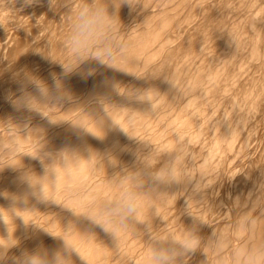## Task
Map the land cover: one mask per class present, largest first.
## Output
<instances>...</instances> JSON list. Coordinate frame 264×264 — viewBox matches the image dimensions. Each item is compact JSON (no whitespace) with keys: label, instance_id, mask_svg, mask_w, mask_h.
Masks as SVG:
<instances>
[{"label":"bare ground","instance_id":"bare-ground-1","mask_svg":"<svg viewBox=\"0 0 264 264\" xmlns=\"http://www.w3.org/2000/svg\"><path fill=\"white\" fill-rule=\"evenodd\" d=\"M38 3L41 7L37 6V9L40 8L38 13L42 16L44 15V17L41 18L40 15L39 18L38 16V18L41 19L39 20V24L36 22L38 26L33 21V25L36 26L33 28H27L21 34H19V32L18 38L15 36V33L17 35V31H20L19 24L17 26L16 24H13V22H21L22 12L13 13L12 11L15 8L18 9L20 6L23 7L24 2L23 0H15L14 4H9V0H0V10H2L0 16L2 13L4 16L5 12L3 11L7 12V16L2 20L3 25L7 26L11 23L13 24H11L12 26L6 27L7 32H9V27H14V25L16 28L18 27L17 31H14V33L12 30L15 28L10 30L15 37L9 39L4 45H0V49L7 50L2 54L0 53V58L4 56L2 60L3 63L0 62V126L2 128V124L3 126L4 124L7 125L8 122L5 120L11 118L14 124L20 126L27 124L31 129H43L42 133H37L36 136H29L26 139H22L17 134V129L14 126L11 131L7 130V127L3 130L0 129V156H7L11 151V153H13V155L11 154V157L9 155L8 157L10 158L7 159L1 156L4 160H0V166L8 163H18V156L17 153H15L18 150L15 147V142L23 143L24 150L26 151H34L35 147L39 146L38 140L41 142H47L46 150L48 151H55L64 146L77 148L83 154H86L84 150L87 146H91L100 153L111 151L119 159L121 165L116 167L107 166L106 160L103 161V164L105 165L104 167H101L100 165L91 167L85 162H80L78 165L70 162L67 172H60L58 187L61 190L66 189V191H58L56 199L64 201L78 211H83L94 202L91 200V190L95 194L94 197L97 196L96 193L98 194L95 202L115 195L116 189L110 180L114 177L124 176L125 168L135 170V152L140 151L142 154H147L153 146L160 151H165L173 149L180 142H183V144L189 143L190 145L188 144L187 146L190 148V146H193V143L192 145L190 143L193 137L194 140L201 136L203 138L207 136L206 134L208 131V133H210L204 138L203 145L201 144L200 148L194 143L197 148H195V146L192 152L189 151L191 153L190 157L195 161V158L199 157L198 153L203 150L202 147H206L207 150L209 149L211 157L216 161L214 168L211 169L210 167L209 169L211 170L210 178H217V183L215 185L218 190H223L226 186L228 187L227 189L232 187L228 192L233 191L234 199L229 193H227L226 189L222 191L226 192L227 195L229 194L232 199L229 201L230 197L227 196V198H229L227 200L231 205L228 202H225V204L228 203L230 208L233 204L234 208V202L238 197L241 204H244L247 198L245 196L247 190H250L253 187H258L257 185L260 186L261 184H264V0H141V5H138L135 10H131L126 5L122 6L119 11V17L122 22V28L119 29V36L120 39L126 43L127 47L123 52L124 58L121 61V66L126 67L129 71L135 72L138 76L123 71L100 67L95 61L86 62L84 65H81V68L76 73L71 74L64 80L65 86L73 94L74 100L64 101L59 104L49 102V106L58 108L51 110L56 113L53 117L54 119H71L74 122L83 124L90 131L100 135L102 133L97 128V123L101 131L104 132L102 139H97L83 130H74L68 123L53 126L49 125L46 119L39 120L40 118H37L39 120L37 121L35 120L37 116L34 115L36 113L16 111L6 100L9 91L15 93L17 96L20 95L18 90L19 85L14 76L16 73H20L21 69H29L34 74L47 81L49 85L52 84L50 73H61L62 70L59 64L51 63L35 51L43 52L45 55H50L59 60H64L68 55L64 46V41L69 30L70 9L78 7L81 0H56V7L54 10L50 8L48 0H39ZM24 8H27L28 10L29 7L25 6ZM33 8L34 7H32V9ZM37 9L33 11L35 12ZM27 10L25 13L30 12L29 10V12H27ZM10 11L11 13L8 14ZM110 11H112L111 7ZM30 14H32V12ZM28 16L30 15L28 14ZM35 16H37V14ZM25 19L23 24L26 22ZM28 20H30V18ZM30 23L31 22L28 23L29 26ZM21 27L23 28L24 26H20V28ZM6 28L4 30H6ZM222 31H228L235 34L237 40V50L235 52L227 42V35L220 34ZM10 37L13 36H7V38ZM37 37H39L41 41L34 43L33 40L35 38L39 40ZM0 40H2V37ZM0 42L2 43L3 41ZM3 50L0 51L3 52ZM256 55L258 56V60L254 58ZM222 56L225 61L223 59L222 61L224 62H219V59H221L220 57ZM253 58L255 61H259L260 59L259 63L253 62ZM43 61H45L47 65H45ZM249 61H252L250 62L252 64L257 63V65L250 64L249 66L251 67L248 68L246 66ZM41 62L46 67L42 66L43 69L38 72V69L36 70V68ZM88 67L95 68L96 74L91 77L82 78L80 72L85 71ZM245 67L246 69L248 68L247 71L250 74H245L246 76L243 79L241 74L243 72L242 69ZM231 80H234L233 84L231 83ZM204 81H206L204 84H210V88H207V86L205 87L208 90L205 92L203 91L204 85L202 86L201 84ZM170 82H172L175 87H173ZM220 83H225L223 87H226V89L229 87V91L226 90V92H230L229 95L227 94L224 96V88H221L222 85L221 87L219 86ZM148 88H155L159 91V93L151 94L155 111L152 110L149 101H140L136 98L139 93ZM28 91L34 93V88L29 85ZM249 98H251V103H253L250 107L246 104L244 105L245 102L249 103ZM41 102L43 103L44 101L41 100ZM222 102L225 104V107L223 106V111L220 110ZM241 102H243L242 105H244V107H242L244 109L238 114L236 120L232 122V125L234 122L235 124L231 126L229 125L231 122H228L229 126L226 124L227 126L224 125L226 128H222L223 123L225 122L224 117H228L230 114L233 115V113L237 111L236 109L241 107L239 106ZM195 106H200L199 111L197 107V112H194V109L192 110V107ZM221 111L222 113L218 114ZM251 111H254V114H252L253 112L250 113ZM32 116H35V119L32 118ZM223 118L224 122H222ZM249 118H253V123H251ZM246 120H249L251 124L249 125L245 123L249 128H246V132L247 129L248 132H245L246 134L243 133L245 135L241 138L242 141H239L241 146H244L246 152L243 153L246 155H244L245 158L242 159L245 160L246 156L252 158H249L248 160L246 159L247 161L250 160L249 163L247 162L248 164L243 160L242 162H239L237 166L233 165V167L231 164H226L231 158H229V155L232 156L234 154L229 153L236 149L235 143V149L229 147V143L232 142L230 141L232 139L231 135L236 131L233 129L234 126L239 122H246ZM114 121L129 131L131 135L137 136L141 140L150 144L130 140L119 130L118 125H116ZM239 127L238 130L240 129ZM236 138H238V134ZM253 138L256 142V139L260 140L262 145L260 148H258V144L255 142L253 143L255 146H253ZM236 150L239 151V155L242 154L240 152L242 149L240 150L238 147ZM236 153L237 151L235 154ZM235 154L233 157H235V160H238L240 157L237 159V154ZM226 156L228 157V160ZM208 162L209 161H207V163ZM23 164L26 169L30 168L36 173H41L42 171L40 162L31 159L30 157H23ZM212 164H214V162ZM221 164L222 166L224 164L226 167L223 166L224 168L222 170L220 169V172L217 175L216 172L218 173V168L216 167ZM18 176L19 172L14 171L11 168H5L3 171H0V208L9 211L13 223L16 226L15 236L20 240V245L10 250L8 254L9 259L6 261V264H12L11 257L20 256L24 250L32 251L41 246L48 250H53L60 247L62 244V241L54 239L35 225L25 227L21 219L14 215V212L18 215H23L26 220L31 221L40 227L46 228L49 231L67 235V238L72 240L79 249L82 247L84 248V246L87 247V244L91 242V238L81 237L74 232L63 233L62 228H67L72 223H75L81 231L91 229L96 233L99 228L92 226L90 222L83 217H76L70 210L63 206L51 202H38L31 195L30 190L18 180ZM172 187V190L169 188L168 191L178 193L176 205L173 206V204L169 203L168 205L160 206L159 211L166 221L167 219L174 222L179 221V226L175 227L177 228L175 231L179 232L183 225H190L192 221L187 215H181L187 193H184L180 186H176L177 189L175 188V190H173ZM88 189L91 190L89 191ZM213 189L210 190L211 193ZM254 190L256 191V189ZM7 193L15 194L19 199L13 201L10 195L7 196ZM257 194L255 193V195ZM210 195L211 194L209 193V196L207 197L206 195L204 199L209 198ZM225 196H223V198ZM216 199L217 198H215V200ZM212 200L214 202V199ZM224 201H226V199H224ZM224 201L222 199V202ZM200 202H204L205 205L207 204V201ZM223 207L226 208V205ZM19 209L26 211L21 212ZM173 210L174 213L175 210H177V212L171 215V211ZM192 210L195 212L194 209ZM237 210V214L234 211L232 212V214H236L234 215V219H237L240 212L244 209L237 208ZM198 215H200V213ZM4 219L5 221L9 220L8 213L4 214ZM215 219L216 221L220 220H217V217H215ZM222 220L219 222L221 223ZM225 222L226 221H224V224ZM229 222H227L226 225H229ZM235 222L236 220L234 222L231 220V223L234 224ZM214 223L215 225L217 224L216 222ZM153 224L154 223H152V225ZM174 224L175 223H173V225ZM157 225L156 228L154 227L155 229H157ZM173 225L170 224L169 226L173 227ZM217 225L216 228H218ZM130 226L133 230L142 227V225L138 224ZM232 226L233 225L231 224V227ZM129 230L130 229L127 231ZM138 232L139 235L145 233L142 231L141 233L140 231ZM7 234V226L5 223L0 222V236L7 237ZM98 234L99 233H97V237L101 240L102 237ZM101 234L102 232H100V235ZM124 235L126 234L124 233ZM143 235L144 234H142V236ZM262 236H264V231L257 234V239ZM135 237L137 238V236ZM207 237L208 236L206 235V238ZM144 238L147 240L146 237ZM144 238L141 237V239ZM124 240H127L126 237ZM124 240L123 244H125ZM102 242L103 241H101V243ZM139 242L138 244H140ZM105 243L106 242L103 244ZM94 245H96V243ZM136 245L137 244H135L134 250L137 247ZM108 246H110V244ZM120 246H118L119 249H121ZM123 246L124 245H122V247ZM83 248L82 251L86 252L85 250L87 248L84 250ZM113 248L114 247H112V249ZM131 248L132 247H129V249ZM144 248L145 247L143 246V249ZM127 249L128 248H126L125 251H127ZM101 250L102 249L99 251ZM138 250L137 251L140 252V249ZM102 251L100 253H103ZM95 252H93V254H95ZM116 252L114 251V253ZM110 253L114 254L111 251ZM199 253L202 254L201 252ZM136 255H134V257ZM95 256L97 258V254H95ZM199 256L201 255H198V257ZM73 257L75 258L76 256ZM112 257L115 256L111 255V258ZM136 259L138 260L139 258ZM193 259L196 258L192 257V260ZM209 259L211 260V258ZM112 260L111 262H113ZM181 260L178 261L181 263L183 262L184 264L185 260ZM198 260L197 263L200 264V260ZM216 260L217 259H215V261ZM215 263H219V261L217 260L214 263L211 261L210 264ZM125 264L127 263L125 262ZM190 264H192V261Z\"/></svg>","mask_w":264,"mask_h":264},{"label":"clouds","instance_id":"clouds-1","mask_svg":"<svg viewBox=\"0 0 264 264\" xmlns=\"http://www.w3.org/2000/svg\"><path fill=\"white\" fill-rule=\"evenodd\" d=\"M23 2L24 6H32L39 0H23ZM48 2L50 8L54 10L56 0H48ZM14 3L15 0H9V4ZM125 5L131 10H135L138 5H141V0H81L78 7L70 9L69 30L64 41L68 53L66 58L59 60L45 55L43 52L35 51L51 63L59 64L61 73H50L52 84L49 85L47 81L29 69H21L20 73H16L14 76L19 85L20 95L17 96L9 91L6 96V100L13 109L36 113L42 119H46L49 125L68 123L74 130H83L97 139H102L104 132L96 122L97 128L102 133L100 135L71 119H54L56 113L51 110L58 108L49 106V102L59 104L74 100V96L66 88L64 80L76 73L86 62L95 61L100 67L137 75L121 66V61L124 58L123 52L127 45L119 36V29L122 28L119 11ZM110 7L112 11H110ZM0 26L4 27L2 23ZM220 34L227 35V42L235 52L237 50L235 34L228 31H222ZM95 74L96 69L93 67H88L85 71L80 72L82 78ZM170 83L175 87L172 82ZM29 85L34 88V93L28 91ZM152 93H159V91L155 88H148L139 93L136 98L140 101H149L152 110L155 111L151 98ZM41 100L44 102L42 103ZM5 121L8 122V130L11 131L14 126L22 139L43 132V129H31L27 124L24 126L14 124L11 118ZM115 124L130 140L150 144L131 135L120 124L116 122ZM38 143L39 146L35 147L34 151H26L23 143L15 142V147L18 150V163L3 164L0 166V171L11 168L19 172L18 180L30 190L31 195L38 202H51L63 206L76 217L87 219L92 226L98 227L108 234L115 247L119 246L122 233L130 225H144L145 232L149 237L144 258L145 264H178V260L181 258L186 261L197 252L204 253L208 261L210 255L215 257L220 261V264H264V236L257 239V234L264 231V184L259 186L258 194L254 200L252 193L248 194L244 204H241L239 197L236 199L234 206L244 210L238 215L233 229L228 231L214 229L211 236L205 241L201 235V228L203 226L212 227V225L204 216L198 215L192 210L191 202L210 187V172L206 167L198 166L191 159L185 152L183 142L178 143L173 149L165 151H160L152 145L153 147L147 154H142L140 151L135 152V170L125 168L124 176L114 177L110 180L116 189L115 195L98 200L83 211H78L64 201L56 199L58 191H66V189L61 190L58 187L60 172H67L70 162L77 165L80 162H85L91 167L97 165L104 167V160L107 161V166L111 167L119 166L121 162L111 151L100 153L91 146H87L84 150L86 154H83L79 149L70 146L48 151L46 150V141L38 140ZM25 156L40 162L41 173L25 168L23 164ZM172 186H180L183 192L187 193L181 215H187L192 222L190 225H183L179 232L167 229L162 233L153 228L152 222L154 218H159L164 225L167 224L166 219L160 214L159 208L169 203L173 206L176 205L178 193L168 191ZM9 195L13 201L19 199L15 194L7 196ZM5 213H8V221L4 219ZM14 215L21 219L25 227L35 225L54 239L62 241V244L53 250H48L43 246L32 251L24 250L20 256L11 257L12 264H74L73 256L78 257L84 264H88L80 249L67 238V235L40 227L16 212ZM0 222L7 226V237L0 236V264H6L10 250L18 247L20 240L15 236L16 226L8 210L0 208ZM62 230L63 233L74 232L81 237L97 240L94 231L91 229L81 231L75 223L70 224L67 228H62Z\"/></svg>","mask_w":264,"mask_h":264},{"label":"rangeland","instance_id":"rangeland-1","mask_svg":"<svg viewBox=\"0 0 264 264\" xmlns=\"http://www.w3.org/2000/svg\"><path fill=\"white\" fill-rule=\"evenodd\" d=\"M33 5H34V6H32V7H34L33 9H32L31 6H28V7H29L28 10H29L30 12L27 10V8H24L25 6H23V7L20 6L18 9L15 8V9H14L15 11H12L13 13H14V12H15V13H16V12H20V11L22 12V13L20 12V13H21V16H22V18H21V20H20V21H21V22H20L21 24H20L19 22H17V23H16V22H13V24H16L17 26H18V24H19V30H20V31H17L18 27L16 28V26L14 25V27H11V28L9 27L10 29L8 28V31H9L10 33L7 32V28H6V27H7V26H12V25H13L12 23H11L12 25L10 24V25L4 26V27L6 28V30H4L5 28H4L3 26H0V36L2 37V40H0V41H3L2 43L0 42V45H4L6 42L9 41V39L14 38L15 36H17V37L19 38L18 33H19V32H20L19 34L23 33V31L26 30L27 28H33V27H35L36 25L38 26V24H39V20H41V19H39L41 14L38 13V10H39L41 7H40V4H39V3H38V5H37V3H36V4H33ZM37 6L40 7V8L37 9ZM26 7H27V6H26ZM30 7H31V8H30ZM35 7H36V9H37V11H35L36 14H37V16H35L36 14H35V12L33 11V10H36ZM20 8H21V9L23 8V9L21 10ZM19 9H20V10H19ZM16 10H17V11H16ZM26 10H27V12H29V13H25ZM31 10H32V11H31ZM39 11H40V10H39ZM1 12H2V10H0V13H1ZM3 12H5V13H4V16L2 15L3 13L1 14V16H0V23H2L3 18H5V16H7V12H6V11H3ZM31 12H32V14H30ZM9 13H11V11L8 12V14H9ZM24 13H25V14H24ZM22 14H23V15H22ZM28 14H29L30 16H28ZM32 15H33V16H32ZM38 16H39V18H38ZM23 17H24V19L26 18V19H25V21H26L25 23H26V24H25V23L23 24V21H24ZM34 17H35V18H38V19H35ZM43 17H44V15H43V16L41 15V18H43ZM29 18H30V20H28ZM37 20H38V21H37ZM27 21L31 22V23H30V26L28 25L29 22H27ZM33 21L35 22L36 25H33V23H34ZM36 22H37L38 24H37ZM2 24H3V23H2ZM31 24H32L33 26H32ZM48 25H49V24H48ZM20 26H24V27H23V28H22V27L20 28ZM3 28H4V29H3ZM13 28H15V29L12 30ZM10 30H12L13 33H14V31H17V35H16V33H15V36H14L13 33H12ZM32 30H33V29H32ZM5 31L7 32V35H6V32H5ZM9 34L12 35L13 37L7 38V36H8V37L10 36ZM1 37H0V39H1ZM39 37H40V36H39ZM39 37H37L39 40H37V39L35 38V39L33 40V42H34V43H35V42L38 43V41H41V39H40ZM35 40H36V41H35ZM10 41H11V40H10ZM244 49H245V48H244ZM0 50L2 51L3 49H0ZM1 51H0V53L2 54V53H4V52H6L7 50H3V52H1ZM2 56H3V55H2ZM256 56H257V55H256ZM256 56H255L254 58L258 60V56H257V58H256ZM0 57H1V55H0ZM3 57H4V56H3ZM3 57L0 58V59H1L0 62H2V63H3V61H2V60H3ZM220 58H221V59H219V62H221V61L224 59L223 56L220 57ZM254 58H253V59H254ZM217 59H218V58H217ZM253 59H252V61H253ZM255 59H254L253 62H258V63H259L260 59H259V61H255ZM224 61H225V59H224ZM224 61H222V62H224ZM252 61H249V63L247 64L246 67L250 68V67H251V66H249L250 64H251V65H254V64L257 65V63H253V64L250 63V62H252ZM43 63H45V65H47V63H46L45 61H43ZM43 63L41 62V63L37 66L36 70L38 69V70H37L38 72H39L40 70L43 69L42 66H45V65H43ZM41 64H42V65H41ZM224 64H225V63H224ZM237 64H238V63H237ZM237 64H236V66H237ZM40 66H41V67H40ZM224 66H225V65H224ZM45 67H46V66H45ZM45 67H44V68H45ZM246 67L242 69L243 72H242L241 75H242V78H243V79L245 78L246 75H249V74H250V73H248V71H247L248 68L246 69ZM39 68H41V69H39ZM244 70H245V71H244ZM245 72H246V73H245ZM243 73H244V75H243ZM245 74H246V75H245ZM243 76H244V77H243ZM240 79H241V78H240ZM231 81H232L231 83L233 84L234 80H231ZM205 82H206V81H204L203 83H201L202 86L204 85V87H203V91H204V92H205V91H208V90H207L208 87L210 88V84H209V85H208V83L204 84ZM224 84H225V83H222V84L220 83L219 86L221 87V85H222L221 88H224V89H223V91L225 92V93H224V96H226L227 94L229 95L230 92H226V90L229 91V90H228L229 87H227V89H226V87H223ZM211 85H212V84H211ZM202 86H201V88H202ZM206 86H207V88H205ZM203 91H202V92H203ZM203 94H204V93H203ZM249 100H250V101H249ZM248 102H249V103L245 102L244 105L246 104L248 107H250V105L253 104V103H251V98L248 99ZM223 104H224V102H222V104H221V105H222V106H221V109L219 108V109L222 110V111H223V108L225 107V104H224V105H223ZM242 104H243V102H241V104L239 105V106H241V107H238V109H236L238 112L235 111V113H233V115L235 116V119H234V116L231 115V114H230L231 116L229 115L228 117H226V116L224 117V118H225V122H224V118H223V121H222V122H224L225 124L223 123V127H222V128H226L224 125H226V124L228 125V122H229V123L231 122V123L229 124V125H231V126H233V125L235 124V122H234L233 125H232V122L236 120V117H238V114L241 113L242 110L244 109V108H243L244 105H242ZM248 104H249V105H248ZM223 106H224V107H223ZM242 106H243V107H242ZM196 107L198 108V111H199L200 106H195V107H192V110L194 109V112H197V108H196ZM241 108H242V109H241ZM240 110H241V111H240ZM222 111H221L220 113H218V114H221ZM252 112H253V113H252ZM250 113L254 114V111H251ZM252 114H250V115H252ZM34 115L37 116L36 119L34 118L35 116H32V118H34L35 120H37V121L42 120V118L39 117L38 114H34ZM215 117H216V116H215ZM232 117H233V120H232ZM37 118H38V119L40 118V119L38 120ZM18 120H20V119H18ZM226 120H227V123H226ZM249 120L251 121V123H253V121H254L253 118H252V119L249 118ZM249 120H248V121L246 120V122L242 121V122L237 123V124L234 126V128H233V127H230V128H233V129L236 130V131H235V133H234L233 135H231V136H232V137H231L232 139L229 137V138L231 139L230 141H232L231 143H229V145H230L229 147L235 149L234 147H235V144H236V149H237L238 147L240 148V150L242 149V150L240 151L242 154H240V155H241V156H240L239 153H238V152H239L238 150H236V149H235V151L232 150L231 153H229V154H233V153L235 154V152L237 151V153H236L237 155L235 154V155H236V158L238 159V158L240 157L239 159H240L241 161H240L239 159H238V160H235V159H234L235 157H233L234 154H233L232 156L229 155V158L231 157L230 160H228V157L226 156V158H227V160H228V162H226V164H228V165L231 164L232 166H233V165H234V166H237L239 162H242V161L244 160V159H242V158H245L244 155H246V154H243V153H246V152H245V148H244V146H241L240 141H242L241 138H242V137L248 132V129H249V128H248V126H247L245 123H247V124L250 125L251 123H250ZM240 123H241V125H240ZM238 124H239V126H241V127H239ZM244 124H245L247 127H246ZM5 125H6V124H4V126H3V124H2V128H1V126H0V129L3 130L4 128L6 129V127H7V130H8L9 125H8V124H7L8 126H7V125L5 126ZM227 125H226V126H227ZM229 125H228V126H229ZM243 125H244V126H243ZM238 127L240 128L239 130H238ZM242 127H244V128H242ZM246 128H248V129H247V132H246ZM243 130H244V131H243ZM210 131H211V129H210ZM237 131H238L240 134H239ZM242 131H243V132H242ZM245 132H246V133H245ZM209 133H210V132H209ZM209 133H208V131H207V134H206V135L208 136ZM243 133H245V134H243ZM237 134H238V138H239V139L236 138V137H237ZM207 136H205V137H203V138H202V136H201L200 138H198V139H196V140H194V137H193V138L191 139L192 142L190 141L191 145H192V143H193V146H190V148H189V146H187L189 143H188V144H184V147L186 146V151H185V152L188 153V155L190 156V154H191L190 152H192V151L194 150V147L196 146V144H197V146L200 148V147H201V144L203 145V140H204V138H206ZM234 136H235V138H234ZM239 136H240V137H239ZM201 138H202V139H201ZM233 138L235 139V141H234ZM199 139H201L202 141L199 140ZM198 140H199V141H198ZM239 140H240V141H239ZM256 140H257V142H256V141L254 140V138H253V142H252V144L255 142L256 144H258V148H260V147L262 146V145H261V142H260L259 139H256ZM230 141H229V142H230ZM258 141H259V142H258ZM198 142H199V143H198ZM201 142H202V143H201ZM194 143H196V144H194ZM234 143H235V144H234ZM238 143H239V144H238ZM259 143H260V146H259ZM199 144H200V145H199ZM231 144H232V145H231ZM233 144H234V145H233ZM189 145H190V144H189ZM237 145H238V146H237ZM197 146H196L195 148H197ZM253 146H255V145L253 144ZM205 148H206V147H205ZM205 148L202 147V149H203L204 151L201 150V152L198 153L199 157H196V158H198V159L195 158V162L197 163L198 166H204V167L207 166L206 168L208 169L209 172H211V170H209V169H210V167H211V169L214 168L216 161H215V159H214L213 157H211V153H210L209 149L207 150V148H206V149H205ZM243 148H244V149H243ZM188 149H189V150H188ZM14 151H15V150H14ZM187 151H188V152H187ZM189 151H190V152H189ZM202 151H203V152H202ZM206 151H207V152H206ZM233 151H234V152H233ZM243 151H244V152H243ZM11 152H12V151H11ZM11 152H9V154H7V156L5 155L6 157H5L4 155H1V156H3L5 159L10 158V157L13 155V153H11ZM205 152H206V153H205ZM15 153H17V152H15ZM202 153H203V154H202ZM207 153H208V154H207ZM11 154H12V155H11ZM205 154H206V155H205ZM9 155H10V157H8ZM198 155H197V156H198ZM200 155H201V157H200ZM238 155H239V156H238ZM1 156H0V160L2 159L1 161H3L4 158L1 157ZM206 156H207V157H206ZM208 156H209V157H208ZM203 157H204V159H203ZM247 157H248V158H247ZM201 158H202V159H201ZM249 158L251 159L252 157L246 156V159H247V160H248ZM246 159H245L244 161H246V163H247V162L249 163L250 160L247 161ZM196 160H197V161H196ZM201 160H202V161H201ZM207 161H209V162L207 163ZM211 161H212V163L214 162V164H212ZM235 161H237V162H235ZM198 162H201V163H198ZM235 163H236V165H235ZM248 163H247V164H248ZM199 164H200V165H199ZM209 164H210V165H213V166H210ZM223 166L226 167L224 164H223ZM223 166H222V164H221L220 166L217 165V167H216V168H218V170H217L218 173L216 172L217 175L219 174L220 169L222 170V169L224 168ZM234 166H233V167H234ZM219 167H220V168H219ZM230 167H231V166H230ZM213 178H214V179H213ZM213 178H210V180H212V181H211V184H210L211 187H208V188H210V189L207 188L208 190L206 189V190L204 191L205 193L203 192V193L201 194L200 198L198 197L199 200H198V198H196V199H194V200L192 201V203H191L192 209H194L195 212H196L197 214L200 213V215H202V216L204 215V217H205L206 219H209V220H208L209 224L212 225V228H210V226H203V227L201 228V235L204 237V239H205L206 241H207L208 237H210L211 234H212L211 230L213 231L214 229H216V230H218V231H220V230H221V231H228V230L233 229L232 227L235 225V223H234V224L231 223V220L234 222V221L236 220V218L234 219V215H236V214L238 213L237 207L234 206V208H233V204H232V207L230 208V205H231V204H230L229 201L232 200L231 197L234 199V195H233V193H232L233 191H230V192H228V191H229V189L232 188V187H229V189H227L228 187H227L226 185H225L226 187H224V189H226L227 193L230 194V196H231V197H230L229 194L227 195L226 192H222L224 189H223V190H218V188H217L216 185H215V184L217 183V181H216L217 178H215V177H213ZM214 182H215V183H214ZM213 184H214V185H213ZM212 185H213L214 189H213ZM257 186H258V187H253L252 189L247 190V192L245 193V196L248 197V194H249V191H250V193L252 192V194L254 195V196H252V199L254 200V199H255L254 197H256L255 193L257 194V190H259V185H257ZM177 187H178V186H177ZM177 187L174 186V187H172V188H173V190H175V188L177 189ZM211 189H213L212 193H211V191H210ZM216 189H217V190H216ZM254 189H256V191H255ZM88 190L90 191L91 189H88ZM170 190H172V189L170 188ZM214 190H215L216 192H215ZM253 190H254V191H253ZM208 191H209V192H208ZM220 191H221V193H220ZM217 192H218V193H217ZM92 193H93V195H92ZM206 193H208V194H206ZM209 193L211 194L210 197H209L210 199H209V198H205V199H204V197H205L206 195H207V197L209 196ZM213 193H215V194H213ZM225 193H226V194H225ZM231 193H232V194H231ZM203 194H204V195H203ZM205 194H206V195H205ZM223 194H225L226 196L223 195ZM96 195L98 196L97 193H96ZM212 195H213V196H212ZM214 195H216L217 197L214 196ZM221 195H222V196H221ZM232 195H233V196H232ZM94 196H95V194H94V192H92V190H91V200L95 202L97 196H96V197H94ZM223 196H225V197L223 198ZM227 196H229L230 199L227 198ZM214 197L217 198V199L215 200ZM221 197H222V198H221ZM94 198H95V199H94ZM200 199H201V200H200ZM212 199H214V202H213ZM222 199H223V201H224V199H226V201L222 202ZM227 199H229V201H228ZM196 200L199 201V202H197ZM210 200H211V202H210ZM92 201H91V202H92ZM200 201H207V204L205 205L204 202L201 203ZM91 202H90V203H91ZM94 202H93V203H94ZM225 202H228L230 205H228V203L225 204ZM233 202H234V200H233ZM240 202H241V201H240ZM199 203H200V204H199ZM205 203H206V202H205ZM208 203H209L210 205H209ZM213 203H214V204H213ZM231 203H232V202H231ZM194 204H195V205H194ZM196 205H198V206H196ZM207 205H208V207H207ZM211 205H212V206H211ZM225 205H226V208L223 207V206H225ZM184 206H185V204H184ZM204 206H205V207H204ZM214 206H215V207H214ZM249 206H250V205H249ZM170 207H171V206H170ZM196 207H197V208H196ZM183 208H184V207H183ZM207 208H208V209H207ZM215 208H216V209H215ZM202 209H203V210H202ZM220 209H221V210H220ZM223 209H224V210H223ZM230 209H231V211H230ZM233 209H234V210H233ZM238 209H239V208H238ZM241 209H242V208H241ZM232 210H233L236 214H235V213L232 214V212H233ZM242 210H243V209H242ZM218 211H220V212H218ZM229 211H230L231 214L229 213ZM176 212H177V210H175V213H176ZM198 212H199V213H198ZM217 212H218V213H217ZM239 212H240V211H239ZM175 213H174V210L171 211V215H173V214H175ZM202 213H203V214H202ZM208 214H209V215H208ZM214 214H215V215H214ZM171 215H170V216H171ZM229 215H230V217H229ZM232 216H233V217H232ZM207 217H209V218H207ZM215 217H217V220L220 219L219 221H221V220L223 219L222 222H221V223H223V224H224V221H226L225 224H224L225 226H224L223 224H221L219 221H216ZM235 217H236V216H235ZM211 218H212V219H211ZM232 218H233L234 220H233ZM214 219H215V220H214ZM228 219H229V220H228ZM153 220H154L155 222L153 221L152 223H154V224L156 223L155 226H154L155 228H156V225L158 224V225H157V229H155L154 227H153V228H154L155 230H157V231H161V232H162V231L165 232V231L167 230V228H168V229L175 230V229H177V228H175V227H178V226H179V223H178L179 221H178V222H174V221H170V220L167 219V224L164 225V224H163L158 218H157V219L154 218ZM158 220H159L160 224H159ZM178 220H179V219H178ZM229 221H230V222H229ZM210 222H211V223H210ZM214 222H216V223L218 224V225L216 224L218 228H216V225H215ZM218 222H219L220 224H219ZM227 222H229V225L227 224L228 226L226 225ZM168 223H169V224H168ZM173 223H175V224L173 225ZM154 224H153V225H154ZM170 224L173 225V227H172V226H169ZM177 224H178V225H177ZM231 224L233 225L232 227H231ZM153 225H152V226H153ZM214 225H215V226H214ZM219 225H220V226H219ZM221 225H222L223 227H222ZM226 226H227V228H226ZM143 227H144V225H142V227H140L141 229L139 228L140 230H139L138 228H136V229L133 230L131 226L128 227V229H130V230H129L130 232L127 231V230H128V229H127V230H126L125 232H123L122 235H121L122 238L120 239V243H119V246H120V244H121V246H120L121 249H119V247H116V248H115L114 242H112V241H113L112 238L110 237V239H109V235L106 234V233H104V232L99 228L97 231H99V230H100V231H99V232L96 231V235H97V233H99L98 235H99L100 237H102V239L100 240L99 237H97V240H98V241L95 240V242H94L93 239H91V242H90V243H92V242H94V243H92V244L88 243V244H87V247H85V246H84V248L82 247L83 250H84L85 248H87V249L85 250L86 252L82 251V248H80V251H82L81 254L84 256V258L86 257L85 259H86L87 262H89L88 264H92V263L96 264L97 262H98L97 264H100V263H101V264H102V263H103V264H105V263H106V264H110V263H112V264H119V261H120V264H125V262H126L127 264H145V262H144V258H142V257H145L146 250H147V244H146V243H147L149 237H148V235H147V233L145 232V229H144ZM159 227H163V228H159ZM170 227H171V228H170ZM219 227H220V228H219ZM228 227H229L230 229H229ZM96 228H98V227H96ZM96 228H95V229H96ZM207 228H208V229H207ZM158 229H159V230H158ZM161 229H162V230H161ZM203 229H204V230H203ZM205 229H206V230H205ZM210 229H211V230H210ZM223 229H224V230H223ZM134 231H135L136 233H137L138 231H140V233H141V231H142V232H145V233H141V234H140L141 236H140V235H139V232L136 234ZM100 232H102L101 235H100ZM126 232H127V233H126ZM163 232H162V233H163ZM124 233H125L126 235H124ZM128 233H129V235H128ZM130 234H131V235H130ZM142 234H144L143 236L146 237L147 240H145V238L142 236ZM133 235H134V236H133ZM204 235H205V236H204ZM206 235L208 236L207 238H206ZM107 236H108V237H107ZM135 236H137V238H136ZM139 236H140V237H139ZM104 237H105V238H104ZM106 237H107L108 241H107ZM123 237H124V238H123ZM125 237H126L127 240H124ZM132 237H135V238H132ZM141 237L144 238V239H141ZM139 238H140V239H139ZM131 239H132V240H131ZM104 240H105V241H104ZM121 240H122V241H121ZM123 240H124V243H125V244H123ZM129 240H130V241H129ZM142 240H143V241H142ZM96 241H97V242H96ZM101 241H103V242L101 243ZM139 241H140V242H139ZM104 242H106V243H105L106 245L103 244ZM107 242L110 244V246H108L109 244H108ZM132 242H133V243H132ZM135 242H136V243H135ZM138 242H139L140 244H138ZM144 242H145V243H144ZM95 243H96V245H94ZM129 243H130V244H129ZM89 244H90L91 246H90ZM135 244H137V245H136L137 247H136V249H135L136 251L134 250ZM92 245H93V246H92ZM103 245H104L105 247H104ZM111 245H112V246H111ZM122 245H124V246H123L124 248L122 247ZM126 245H127V246H126ZM128 245H129V246H128ZM133 245H134V246H133ZM138 245H139V246H138ZM140 245L142 246V249H143V246H144L145 248L142 250ZM89 246H90V247H89ZM100 246L103 247V248H101ZM91 247H92V248H91ZM93 247H94V250H93ZM108 247H109V249H110V248H111V249L109 250ZM112 247H114V248L112 249ZM125 247L128 248L127 251H125V250H126ZM129 247H132V248L129 249ZM138 247H139V248H138ZM89 248H90V249H89ZM100 249H102V250H106L107 252L101 250L103 253H100V252H101V251H99ZM132 249H133V250H132ZM138 249H140V252H138V251H139ZM145 249H146V250H145ZM88 250H89V251H88ZM91 250H93V251H91ZM123 250H124V252H123ZM128 250H129V251L132 250V251L129 252ZM137 250H138V251H137ZM144 250H145V251H144ZM95 251H96V252H95ZM110 251L113 252V253H114V251H115V252L118 251V252H116V253H114V254H111ZM87 252H88V253H87ZM91 252H92V253H91ZM93 252H95V254H97V258H96V256H95V254H93ZM119 252H120L121 255L119 254ZM125 252H126V253H125ZM133 252H134V254H133ZM107 253H108L109 255H108ZM124 253L126 254V257H125V254H124ZM127 253H129L130 256H129V254H127ZM198 253H199V252H198ZM198 253H195L194 255H191V256L188 258V261H189V262L186 260L185 263H186V264H190V262L192 261V264H193V263L198 264V263H197V260H198V259L200 260V261L198 260L200 264H210L211 261H212V263H214V262L217 261V260L215 261L216 258H213V256L210 255L211 257H209V258H211V260L209 259V261H210V262H209V261H208V258L206 257V255H205L204 253H202V252H201L202 254H200V253L198 254ZM87 254H88V255H87ZM90 254H91V255H90ZM105 254H107V255H105ZM122 254H123V255H122ZM131 254H132V255H131ZM136 254H138L140 257H139L138 255H136ZM143 254H144V256H143ZM92 255H93V256H92ZM100 255H102L103 257L100 256ZM111 255H112V256H115V257H112V258H111ZM117 255H120L121 257H120V256H117ZM134 255H136L135 257H136V258H139V259L137 260V259L134 257ZM196 255H197V256H196ZM198 255H201V256L198 257ZM202 255H203V256H202ZM88 256H89V258H88ZM116 256H117V257H116ZM128 256H129V258H128ZM132 256H133L136 260H135ZM195 256H196V257H195ZM101 257H102V259H101ZM109 257H110V259H109ZM124 257L126 258V260H125ZM192 257H193V258H196V259H193V260H192ZM197 257H198V258H197ZM73 258H74V257H73ZM87 258H88V260H87ZM95 258H96V260H95ZM103 258H104V260H106V259H107V260L104 261ZM114 258H115V259H114ZM121 258H122V262H121ZM130 258H131V259H130ZM200 258H202L203 260L200 259ZM89 259H90V260H89ZM112 259H113V260H112ZM123 259H124V260H123ZM129 259H130V260H129ZM133 259H134V261H133ZM181 259H183V258H181ZM181 259H180V260H181ZM212 259H213V260H212ZM73 260H74V262H75L74 264H84V262H83L82 260H80L78 257H75ZM92 260H93V261H92ZM100 260H101V261H100ZM111 260H112L113 262H111ZM114 260H115V261H114ZM127 260H128V262H127ZM180 260H179V261H180ZM190 260H191V261H190ZM194 260H195V262H194ZM94 261H95V262H94ZM108 261H109V262H108ZM116 261H117V262H116ZM179 261H178L179 264H183V262L181 263V262H179ZM181 261H184V259L181 260ZM218 261H219V260H218ZM77 262H78V263H77ZM79 262H80V263H79ZM99 262H100V263H99ZM104 262H105V263H104ZM107 262H108V263H107ZM115 262H116V263H115ZM207 262H208V263H207ZM185 263H184V264H185ZM215 264H220V261H219V263H215Z\"/></svg>","mask_w":264,"mask_h":264}]
</instances>
